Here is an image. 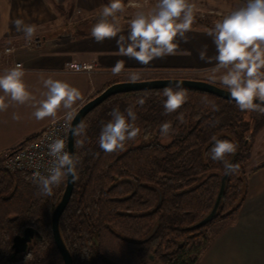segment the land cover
<instances>
[{"label": "trees", "instance_id": "trees-1", "mask_svg": "<svg viewBox=\"0 0 264 264\" xmlns=\"http://www.w3.org/2000/svg\"><path fill=\"white\" fill-rule=\"evenodd\" d=\"M98 19L81 27L89 28ZM195 24L208 27L204 21ZM184 90L186 102L171 114H164L166 97L161 89L112 96L82 119L86 134L74 136V154L81 161L78 179L59 219L72 264H197L239 212L247 192L245 170L264 115L240 111L234 102L207 93ZM140 98L143 106L136 103ZM117 106L122 112L134 106L140 132L123 150L106 153L98 138ZM181 114L182 123L177 119ZM164 122L172 124L168 135L160 132ZM213 138L237 145L226 159L239 164V172L227 175L212 219L195 228L210 214L225 176L223 162L209 155ZM141 139L149 141L132 147ZM77 140H83L82 147ZM263 167L264 162L252 171ZM64 188L65 182L51 196L41 195L27 175L6 171L0 160V264H63L52 238L51 215ZM25 226L35 237L26 252L15 257L11 238Z\"/></svg>", "mask_w": 264, "mask_h": 264}, {"label": "clouds", "instance_id": "clouds-1", "mask_svg": "<svg viewBox=\"0 0 264 264\" xmlns=\"http://www.w3.org/2000/svg\"><path fill=\"white\" fill-rule=\"evenodd\" d=\"M195 4L191 0H156L150 10H140L129 21L127 36L119 35L116 39L120 56L136 60L141 65H148L156 59L174 56L179 49L178 38L187 43L186 33L192 30ZM125 11L123 0H109L102 6L98 21L91 27V37L102 43L105 39L117 38L121 32L118 27L117 14ZM14 26L22 32L26 41L31 42L36 34V25L16 19ZM212 37L216 55L207 56V46L198 52L200 60L211 63L215 60L214 73L224 70L220 82L227 88L231 98L240 111L257 112L264 115V0H241L227 14L214 23L207 33ZM190 55V52L183 53ZM125 66L123 60H117L112 66L113 75H118ZM25 71L20 65L5 70L0 75V112H5L12 104L25 105L35 101L24 81ZM132 79H137L133 75ZM47 90L45 99L32 104V113L36 120L55 117L63 108L66 117L73 119V105L80 100L81 92L66 81L52 78L43 81ZM164 114H171L182 107L187 100V93L182 82L176 87L163 89ZM137 104L143 106L140 98ZM111 119L102 125L99 135V147L106 153L123 150L125 143L134 140L140 132L136 126L137 114L134 106H128L124 112L115 107L109 113ZM13 120L20 116L13 113ZM182 123L183 114L177 117ZM172 129L171 122L160 125V132L168 135ZM73 136L83 137L86 126L83 122L71 129ZM214 139L209 155L213 161L223 162L225 175L239 172V164L230 163L226 157L234 154L237 145L227 139ZM83 146V140H77ZM48 156L51 158L46 172L35 171L31 177L38 186L39 193L51 196L53 189L58 188L69 177L72 182L78 179L79 157L66 150L65 140L53 139L47 144Z\"/></svg>", "mask_w": 264, "mask_h": 264}, {"label": "crops", "instance_id": "crops-1", "mask_svg": "<svg viewBox=\"0 0 264 264\" xmlns=\"http://www.w3.org/2000/svg\"><path fill=\"white\" fill-rule=\"evenodd\" d=\"M2 1L0 0V37L4 21ZM72 1L77 10L86 15L100 13L102 6L109 2V0ZM143 1L123 0L125 11L129 15H121V22L118 23L121 32L117 38L105 39L102 43H97L89 32L76 37L69 35L52 40L42 38L44 40L39 49L24 48L22 43L16 46L17 50L13 55L0 54V75L5 70L20 64L25 71L24 81L28 90L35 97V101L25 105L12 104L7 111L0 112V157L4 153L15 151L23 142L35 138L51 122L66 115L67 110L63 108L54 118L47 117L38 121L32 115L35 111L32 104L45 99L43 93L47 90L44 88L43 81L48 78L66 81L81 92L82 98L73 105L71 110L73 115L103 87L118 81H131L133 75L144 77L161 73H178L191 76L190 79L223 85L218 81L221 74L212 71L215 60L206 63L198 57V52L205 46H207L208 57L216 55L212 37L207 33L214 27L215 21H210L213 19L210 16L215 14L214 8L219 7L220 0H191L196 7L192 30L185 34L188 42L184 43L178 38L179 49L176 55L153 60L148 65H141L134 59L120 56L116 46V39L119 35L127 36L130 19L137 11H140L138 8L126 9H129L130 4L141 6ZM145 1L150 7L148 10L156 2V0ZM227 1L229 5L234 4V7L241 2V0ZM196 21H204L208 23V27L199 26L195 24ZM185 52L191 54L185 55L183 54ZM117 60H123L125 66L118 75H113L111 69ZM71 63L89 65L91 71H69L67 65ZM127 77L131 78L127 79ZM118 78L120 80H117ZM0 95H3V92H0ZM13 113L20 116L18 121L12 119ZM262 162L246 168L247 192L239 212L233 221L214 238L197 264H264V167L252 171Z\"/></svg>", "mask_w": 264, "mask_h": 264}, {"label": "rangeland", "instance_id": "rangeland-1", "mask_svg": "<svg viewBox=\"0 0 264 264\" xmlns=\"http://www.w3.org/2000/svg\"><path fill=\"white\" fill-rule=\"evenodd\" d=\"M10 2V4H9ZM126 2V1H125ZM8 3V4H7ZM125 4V3H124ZM2 14H3V26H2V36L0 37V54L4 55V49L8 47H16L25 44L27 41L24 38L22 32H17L14 26V21L16 19H23L26 23H31L36 25V34L32 40H39L43 42L45 38L46 40H52L57 38H65L69 35L71 36H79L83 33H87L91 30V27L95 24L87 28L88 26L81 27L83 23H87L90 21H94L97 17H100V13L94 14H83L77 10L74 6L72 0H3L2 4ZM147 11L150 7L148 3L144 0L141 6L130 4L129 9H135ZM234 8V4L229 5L227 0H220L219 7L214 8V15L210 21H217L222 18L223 15L227 14L229 10ZM219 13H218V12ZM125 14H117L118 23L121 22V15H129L127 11H124ZM98 21V20H96ZM90 29V30H89ZM224 70H221L219 74H223ZM191 76L178 74V73H161L149 76H139L138 79L131 81H146V80H154V79H187V80H196L190 79ZM131 77H127L130 79ZM126 79V78H124ZM140 79V80H139ZM117 80H120L119 78ZM123 80V79H122ZM130 81V80H129ZM219 83L220 79L218 80ZM115 82V83H119ZM126 82V81H123ZM217 86L224 87V85L216 84ZM168 141V139H165ZM147 141L137 140L133 143L132 147H136L140 144L147 143ZM163 141V140H162ZM251 158L247 165L251 167L257 162H264V126L259 131V133L255 136V140L253 143ZM252 159V160H251Z\"/></svg>", "mask_w": 264, "mask_h": 264}, {"label": "water", "instance_id": "water-1", "mask_svg": "<svg viewBox=\"0 0 264 264\" xmlns=\"http://www.w3.org/2000/svg\"><path fill=\"white\" fill-rule=\"evenodd\" d=\"M181 81L183 89H191L194 91H200L203 93H207L213 96H216L220 99L234 102L231 98L227 89L221 88L215 84H211L205 81L199 80H187V79H154V80H146V81H126L113 83L109 87H107L101 94L97 95L93 99L87 101L84 105H82L73 115V119L71 121V125L68 132V142H67V151L74 154V136L71 132V129L78 125L82 119L90 113L92 110L101 105L108 98L118 95V94H126L130 92H141V91H152V90H161L167 86L176 87V82ZM227 175H225L221 179L220 189L215 200L214 206L210 212V214L205 217L200 223H198L195 228H198L205 223H207L214 216L216 209L220 203L222 193L224 191V184ZM74 182H72L69 177L65 181V188L62 193L60 201L57 203L55 208L53 209L51 215V233L54 245L56 247L57 252L63 262V264H72L71 257L63 243V240L59 233V219L63 214L73 191ZM34 237V231L32 229H26L22 237L16 236L12 240V249H14L15 254L25 252L28 244Z\"/></svg>", "mask_w": 264, "mask_h": 264}, {"label": "built area", "instance_id": "built-area-1", "mask_svg": "<svg viewBox=\"0 0 264 264\" xmlns=\"http://www.w3.org/2000/svg\"><path fill=\"white\" fill-rule=\"evenodd\" d=\"M42 42L35 39L26 42L23 47L29 49H39ZM17 47H8L4 49V55H13ZM20 64H16L15 67ZM67 70L73 72H89L91 66L81 63H71L67 65ZM72 120H68L66 115L56 121L51 122L45 127L32 141L19 147L15 151L4 153L0 160L2 167L12 174H24L30 179L35 171L42 174L46 172L49 166L50 157L48 156L47 144L53 139L62 138L65 140L66 150L68 142V132Z\"/></svg>", "mask_w": 264, "mask_h": 264}, {"label": "flooded vegetation", "instance_id": "flooded-vegetation-1", "mask_svg": "<svg viewBox=\"0 0 264 264\" xmlns=\"http://www.w3.org/2000/svg\"><path fill=\"white\" fill-rule=\"evenodd\" d=\"M32 229L31 227H28V226H25V227H22L21 229H18V230H16V232L14 233V235L12 236V238H11V245H10V248H11V251H12V254L15 256V257H21L25 252H26V250H27V248H26V250H25V252H23V253H19V254H15L14 253V249H12V240H13V238L14 237H16V236H20V237H22L23 236V234H24V231L26 230V229ZM33 230V229H32ZM34 231V230H33ZM34 237H35V233H34ZM34 237H33V239H34ZM32 239V240H33ZM31 240V241H32ZM31 243V242H30ZM30 243L28 244V245H30ZM28 247V246H27Z\"/></svg>", "mask_w": 264, "mask_h": 264}]
</instances>
